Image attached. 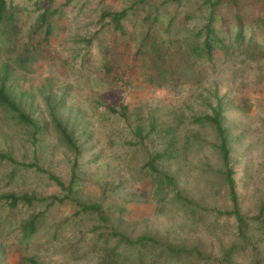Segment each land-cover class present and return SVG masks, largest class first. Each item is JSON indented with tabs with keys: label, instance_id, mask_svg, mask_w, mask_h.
<instances>
[{
	"label": "rangeland",
	"instance_id": "374dc122",
	"mask_svg": "<svg viewBox=\"0 0 264 264\" xmlns=\"http://www.w3.org/2000/svg\"><path fill=\"white\" fill-rule=\"evenodd\" d=\"M11 23L0 21V68L9 65L13 98L38 121L43 130L36 143L33 128L19 122L0 106V152L18 161L39 164L49 172L0 161V195L14 192L37 196L67 194L50 172L69 183L77 162L78 179L73 197L100 203V213L80 211L72 200L50 204L51 198L12 208L0 200V264H227L225 251L237 245L233 264H264V230L255 222L247 239L238 233L234 216L218 210L231 208L217 147L214 126L195 122L211 112L218 97L224 103L231 163L246 216L259 213L264 202V56L245 60L236 46V15L232 8L218 9L214 27L229 52L217 50L208 63L189 55L190 45L201 42L199 31L211 9L205 0H8ZM50 6L52 33L45 42L46 26L38 27L40 13ZM128 9L124 31L115 29L104 11ZM264 15V0L244 6L247 38L264 43V27L255 21ZM166 52L172 79L163 82L146 33ZM114 52L118 69L130 77L113 82L104 65ZM29 59L26 65L19 58ZM116 59V58H115ZM197 63H196V62ZM155 75V81L147 78ZM51 95L60 102L57 114L80 144L76 154L55 130L46 103ZM112 105L129 106L128 118L111 112ZM143 115L156 129L143 144L134 127ZM148 118V119H147ZM147 119V120H146ZM170 148L157 162L175 175L176 192L154 194L152 177L143 168L150 154ZM39 213L37 231L23 237V225ZM148 234L158 243L129 245L115 236ZM168 246L188 252L171 255ZM118 252L117 261H108Z\"/></svg>",
	"mask_w": 264,
	"mask_h": 264
},
{
	"label": "trees",
	"instance_id": "16d2710c",
	"mask_svg": "<svg viewBox=\"0 0 264 264\" xmlns=\"http://www.w3.org/2000/svg\"><path fill=\"white\" fill-rule=\"evenodd\" d=\"M248 0H205V3L211 9L209 19L203 29L199 31L198 37H203L201 42H194L190 45L189 55L194 58L196 61H206L208 63L212 62L215 59V53L217 50H223L225 53L229 52L233 45H228L225 39L220 35V33L214 27V20L218 9L222 6L232 8L235 11L236 15V24L237 31L235 35L236 46H238L242 54L245 56V60L251 59L256 60L264 56V43L253 39V37L247 38L246 35V24L244 21V6ZM260 1V0H258ZM12 7L9 5L8 0H0V21L11 23L14 20V13L11 10ZM57 12V9H53L50 6L46 7L38 17V27L42 28L46 26L44 40L46 43L49 42L50 35L52 33L51 27V17ZM128 9H122L119 11H104L101 14V18H110L116 30L123 32V19L127 16ZM256 23L259 27H264V15H258L255 18ZM143 44H147L150 47V51L153 54L154 59L152 62L146 63L148 66L156 68L157 75L161 81L166 82L172 79L173 72L171 67H168L166 61V52L162 47L161 43L155 37H151L149 32L146 33L144 37ZM116 58V59H115ZM20 62L23 65H26L29 59L19 58ZM195 61V62H196ZM197 63V62H196ZM117 54H114L106 60L104 65V74L112 80L113 82H125L124 77H130L128 74H124L121 71H116L118 69ZM11 75V69L9 65H4L0 68V106L7 112L11 113L15 119L19 122L27 124L33 128V142L36 143L39 139V134L42 132V125L36 121L29 113H27L20 103H18L12 96L10 88L8 86V80ZM172 75V76H171ZM147 78L151 81H155V75H149ZM61 102V101H60ZM60 102H53L51 95L46 96V103L49 110V116L51 118L52 124L61 137V139L74 151L76 154L81 152L80 144L74 137L73 132L67 127L66 124L62 122L60 117L57 114V107ZM108 109L115 113L119 114L122 117L128 118L129 116V106L121 105V107H115L110 105ZM224 103L223 100L218 97L216 103L211 106V112L205 113L200 116L194 117L195 122H207L214 126L217 136L219 139V144L217 145L221 159L225 166L223 171L226 185L228 187L229 200L231 201V208L227 210H218L220 215L234 216L237 221L238 233L245 240L247 239V231L251 227L252 223L255 222L259 227L264 230V202L259 207V213L254 216H246L241 212L240 209V197L235 180V170L232 166L231 161V139L228 133V127L224 123ZM140 119L137 125L134 127V134L137 137V143L143 144L146 137H149L152 132L156 129L157 123L151 117L149 118L150 127L146 131L145 122L143 121V115H139ZM148 119V118H147ZM146 119V120H147ZM170 153V148H167L164 151H156L150 154L148 161L144 164L143 168L149 173L152 177L154 183V194L155 195H166L167 193L176 192V194L185 199L188 202H191L190 199L186 198L178 191H176V178L175 175L159 168L157 162L167 156ZM8 160L15 164H19L25 167L36 168L41 172H49L47 169L43 168L38 160L31 162L18 161L11 154L0 152V161ZM50 178L55 181V183L60 186L67 194L63 197L57 195L52 196H37L35 194L23 193L17 194L14 192L4 193L0 195V200L6 201L12 208L17 207L20 203L24 204H33L36 201H45L48 198H51L50 204L55 202H65V200L70 199L80 208V211H91L100 213L104 217L102 207L100 203H85L79 199L73 197L74 185L78 179L77 173V162L74 163L72 169V175L69 183L63 181L54 173H49ZM39 213L35 214L28 222H26L23 229L24 239H30L37 231V220ZM115 236L120 237V240L129 244V245H142L146 246L149 243H158V239L153 235H142L138 238H131L127 234L117 231ZM237 245H233L226 249L224 260L227 264H233L231 256L234 252ZM168 251L171 255L181 256V254L188 252L185 248L168 246ZM112 255L111 259L106 258L108 261H117L115 258L118 255L116 249L110 250L107 252ZM255 264H261V259L257 258Z\"/></svg>",
	"mask_w": 264,
	"mask_h": 264
}]
</instances>
